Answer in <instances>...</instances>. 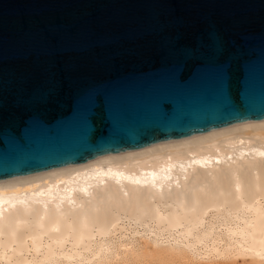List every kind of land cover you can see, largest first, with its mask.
<instances>
[{
    "label": "water",
    "instance_id": "obj_1",
    "mask_svg": "<svg viewBox=\"0 0 264 264\" xmlns=\"http://www.w3.org/2000/svg\"><path fill=\"white\" fill-rule=\"evenodd\" d=\"M264 118V0H0V181Z\"/></svg>",
    "mask_w": 264,
    "mask_h": 264
},
{
    "label": "bare ground",
    "instance_id": "obj_2",
    "mask_svg": "<svg viewBox=\"0 0 264 264\" xmlns=\"http://www.w3.org/2000/svg\"><path fill=\"white\" fill-rule=\"evenodd\" d=\"M237 259L264 264V118L0 181V264Z\"/></svg>",
    "mask_w": 264,
    "mask_h": 264
},
{
    "label": "rangeland",
    "instance_id": "obj_3",
    "mask_svg": "<svg viewBox=\"0 0 264 264\" xmlns=\"http://www.w3.org/2000/svg\"><path fill=\"white\" fill-rule=\"evenodd\" d=\"M227 263H230V264H240V263H242V264H257V263H249V262H242V261L239 262V259H237V261H235V263L234 262H224L222 264H227ZM218 264H221V263H218ZM258 264H260V263H258Z\"/></svg>",
    "mask_w": 264,
    "mask_h": 264
}]
</instances>
